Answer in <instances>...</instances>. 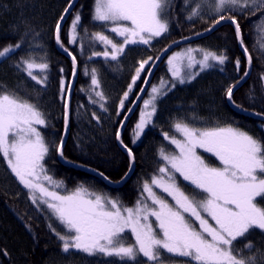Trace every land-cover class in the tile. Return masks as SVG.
<instances>
[{
    "label": "snow or ice",
    "instance_id": "1",
    "mask_svg": "<svg viewBox=\"0 0 264 264\" xmlns=\"http://www.w3.org/2000/svg\"><path fill=\"white\" fill-rule=\"evenodd\" d=\"M74 3L75 0H69L54 30L57 45L72 59L73 75L76 74L77 57L64 47L61 25ZM189 5L191 7L186 16L189 21L204 19L207 8L211 10V15L216 16L212 27L225 19H229L235 26L236 39L243 49L247 64L243 75L227 86L225 95L228 102L237 109L248 112L233 99L234 90L250 75L253 60L244 43L237 15L259 13L257 20L253 21L259 33L264 29V0H195L194 3L193 0H185V7ZM3 7L7 8V5ZM171 7L172 0H93L92 20L122 40L115 42L103 32L92 33V39L104 44L105 50L92 52L89 59L102 55L106 60L116 61L128 45H150L152 40L169 32ZM82 19V13L76 11L69 26V43H76ZM212 27L207 31H211ZM84 32L87 34V29ZM258 43L261 42L258 40ZM23 44L22 36L16 43L0 48V60L16 53ZM197 53L200 54L199 58ZM152 59L149 57L139 62L119 102L117 116L125 110V101L129 100L142 73L145 77L151 74ZM227 60L228 57L222 53L192 47L169 57L167 65L171 81L162 79L163 88L151 86L149 98L143 100L138 121L134 125L132 142L139 140L145 129L154 123L158 100L177 84H190L201 72L213 68L215 64L224 65ZM235 65L239 72L241 61L237 59ZM15 67L37 84L46 85L47 76L38 77L34 73L36 69L46 73L49 67L46 62L38 63L31 57H21ZM220 70L223 71L222 68ZM90 75L95 96L104 101V94L96 91L100 88L97 70L93 68ZM260 80L264 81V73ZM144 83L147 84L148 80L145 79ZM140 92L143 93L144 88ZM67 93L68 89L62 80V97H66ZM247 98L254 101L251 90ZM92 102L96 103L95 100ZM248 114L260 118V127L264 130V112L252 111ZM93 119L99 123L95 114ZM197 119L193 114V121ZM124 120H121L120 128L124 127ZM64 122L66 132L69 122L67 102ZM46 127L47 118L35 104L0 86V156L18 182L28 190L31 202L37 206H46L52 217L63 227L64 231L61 232L51 222L48 224L50 231L61 242L63 253L76 251L90 257L115 258L121 264H264V249L256 248L247 239L252 230H260L264 234V203L261 202L264 201V136L250 134L233 124L208 127L195 126L183 119L175 121L173 127L182 139L167 132L163 135L165 140L175 146L177 152L168 154L164 148L159 150L163 166L158 168V174H154L150 181L143 183L141 198L133 207H128L118 198L90 192L83 185L74 190H66L62 181L54 180L45 166V158L50 150L43 133ZM115 135L126 151L129 158L128 172H131L135 162L133 150L124 144L119 128ZM63 148L62 136L56 144V151L61 157L64 155ZM198 149L214 156L221 166H210ZM98 174L111 182L103 172ZM177 174L193 186L192 195L181 188ZM154 189L171 197L174 205ZM201 193L205 195L201 196ZM209 218L214 223H210ZM125 233L131 234L133 243H128ZM239 238H245L242 248L236 247L234 243ZM0 251L8 255L6 250ZM176 257L184 259L177 262L173 259Z\"/></svg>",
    "mask_w": 264,
    "mask_h": 264
},
{
    "label": "trees",
    "instance_id": "2",
    "mask_svg": "<svg viewBox=\"0 0 264 264\" xmlns=\"http://www.w3.org/2000/svg\"><path fill=\"white\" fill-rule=\"evenodd\" d=\"M68 3L69 0H0V48L14 44L24 37L21 49L0 60V86L7 92L15 93L35 104L45 114L47 127L43 129V133L50 145L45 166L57 181L63 182L66 190H71L79 183L91 185L99 192L117 197L125 206L132 205L140 198L138 194L141 184L158 174V168L162 165L159 150L164 148L166 152H173L163 133H171V123L166 121L172 120L176 114L195 126L233 124L250 134L264 136V130L260 127L261 119L248 114L252 111L264 112V81L260 80L261 74L264 73V47H261V44H264V29L258 33L253 24L259 13L249 16L237 15L244 43L253 60L250 75L234 91L233 99L248 112L231 109L225 95L227 86L243 75L247 64L232 24H223L206 37L178 46L172 52L189 47L211 46L217 54L226 55L228 60L224 65L215 64L192 83L177 86L170 95L160 100L154 124L146 129L137 143H133V128L137 112H140L141 108L136 109L121 132L124 144L132 148L135 155L134 167L125 183L114 187L112 184L120 183L129 168V158L118 144L115 134L142 87L146 78L143 73L130 93L129 100L125 101V110L120 116L116 113L139 62L152 57V66L170 45L207 31L212 27L216 16L211 15V10L206 8L204 19L189 21L186 16L191 5L185 7V0H172V7L169 9L170 29L162 38L145 47L135 45L116 61L96 57L89 59L92 52L101 51L91 34L103 32L105 28L91 18L93 0H78L61 27L64 47L77 57V74L69 99L68 131L62 157L65 164L60 163L56 144L64 134L66 102V97L61 94V81L63 80L64 87L68 89L72 63L57 50L54 30ZM3 5H7V8ZM76 11L82 13L83 19L81 27L77 30L76 43L72 44L69 43L68 31ZM84 29H87V34ZM258 40L261 43H258ZM21 57H31L38 63L46 62L49 65L46 73L39 69L34 70L39 77L47 76L46 85L37 84L15 67ZM237 59L241 61L239 72L235 65ZM166 62L167 59L155 70L149 87L160 77H167ZM93 68L97 70L100 81V88L96 91L104 94V101L95 96L92 89L90 73ZM249 90L254 94V101L247 98ZM147 94L146 92L144 97ZM93 100L96 103H93ZM101 104L104 105L103 108L100 107ZM93 114L99 118V123L93 119ZM193 114L199 119L193 121ZM99 172L108 176L111 182L104 180ZM184 189L189 194L193 193V188L188 185H184ZM50 222L57 231L62 232L58 221L47 210L37 207L27 199L5 160L0 156V250H6L8 253L5 256L3 251H0V264H121L115 258L90 257L74 251L63 253L61 242L48 227ZM247 239L251 240L256 248L264 249V234L260 230H252ZM234 243L236 247L242 248L245 238H239ZM245 254L247 255V252Z\"/></svg>",
    "mask_w": 264,
    "mask_h": 264
},
{
    "label": "rangeland",
    "instance_id": "3",
    "mask_svg": "<svg viewBox=\"0 0 264 264\" xmlns=\"http://www.w3.org/2000/svg\"><path fill=\"white\" fill-rule=\"evenodd\" d=\"M69 32V31H68ZM103 33L104 34H106V35H108L110 38H113L114 39V41L115 42H120L121 40H122V38L121 37H118V36H116L114 33H111V32H109V31H107V29L105 28V30L103 31ZM165 35V34H164ZM164 35H162L161 37H158V38H155L154 40H152V42L151 43H153L154 41H156V40H158V39H160V38H162ZM96 41V40H95ZM97 43H98V45H99V47L101 48V51L100 52H103L104 50H105V45L104 44H102V43H100L99 41H96ZM73 44V43H72ZM136 46H139V47H145V46H148V45H141V44H137ZM135 47V45H128L126 48H125V52H124V54L127 52V50L129 49V50H131V49H133ZM196 48H198V47H196ZM202 49H207V50H211V51H214L215 52V49L213 48V47H211V46H205V47H203ZM108 50L110 51L111 49H110V46H109V48H108ZM185 49H181V50H179V51H175V52H172L168 57H167V60H168V58L169 57H171L174 53H177V52H182V51H184ZM123 54V55H124ZM123 55H121V57H123ZM197 55V57L199 58V56H200V54L199 53H197L196 54ZM93 57H96V59H105L102 55L101 56H93ZM120 57V56H119ZM107 60H111V59H107ZM112 61V60H111ZM214 63V62H213ZM166 64H167V62H166ZM168 65H167V77H160L158 80H157V82L155 83V84H153V85H157V86H160V87H162L163 88V85H161V80L163 79L164 81H171V75H170V73H169V71H168ZM207 71V70H206ZM203 72H205V71H203ZM203 72H201V73H203ZM200 73V74H201ZM38 76V75H37ZM166 76V75H165ZM39 77V76H38ZM185 85H188V84H184V85H179V84H177V86H185ZM176 86V87H177ZM175 87V88H176ZM174 88V89H175ZM174 89H172L171 91H169L168 92V94L166 95V96H168V95H170L172 92H173V90ZM150 90H151V87H149V89L147 90V93H149L150 92ZM165 91H167V89L165 88L164 89ZM146 94V93H145ZM166 96H163V98H165ZM146 97V98H145ZM145 97H143L144 99H148L149 98V96H148V94L145 96ZM172 97H174V95H172ZM162 98V99H163ZM144 99H142L141 100V102H140V105H138L139 107L138 108H142L143 107V100ZM162 99H160V100H162ZM160 100H158V108H159V102H160ZM163 104V103H162ZM161 109H163V107H161ZM140 111H141V109H140ZM158 112V111H157ZM139 115H140V112H139V110H138V112H137V118H136V122H135V124L137 123V121H138V118H139ZM156 116H157V113H156ZM156 116L154 117V122H155V119H156ZM182 116L181 115H174L173 117H172V120H167L166 122H169V123H171V127H172V131H171V133H168L169 135H175L178 139H182V136L179 134V133H177L176 131H175V129H174V127H173V124H174V122L175 121H177V120H180V119H182L181 118ZM102 120H105L104 118H102ZM154 124V123H153ZM152 125V124H151ZM150 126V125H149ZM148 126V127H149ZM223 126V125H222ZM147 127V128H148ZM146 128V129H147ZM146 129H145V131H146ZM143 136V135H142ZM142 136H141V138H142ZM140 138V139H141ZM139 139V140H140ZM139 140H137L135 143H137ZM171 145V144H170ZM172 146V148H173V152H171V153H169V152H166V153H168V154H175L176 152H177V150L175 149V146L174 145H171ZM198 152L203 156V158L205 159V161H206V163H208L210 166H221L220 165V163H219V161L214 157V156H211V154H209V153H205V152H203V150L202 149H198ZM160 157V156H159ZM161 159V158H160ZM161 161H162V165L161 166H163V164H164V161L161 159ZM7 165V164H6ZM8 167V166H7ZM9 169V168H8ZM10 170V169H9ZM11 172V171H10ZM48 174L49 175H51L52 177H53V179L54 180H57V179H55L54 178V176L52 175V174H50L49 172H48ZM13 175V174H12ZM13 177L15 178V180L17 181V183L19 184V186H20V188L22 189V191H23V194L27 197V199L31 202V200L29 199V193H28V190L27 189H24L23 188V186L18 182V180H17V178L13 175ZM146 181H149V180H146ZM145 182V181H144ZM143 182V183H144ZM177 182L180 184V186H181V188L185 191V189H184V185H188V186H190V187H192L193 188V186H191L187 181H183V178L182 177H179V174H177ZM46 183V182H45ZM143 183L141 184V187H140V194H138V196L140 195V198H141V195H142V185H143ZM79 185H83L85 188H87L90 192H94V193H96V194H99V195H102V196H107V197H110V198H113V199H117V197H115V196H111L110 194H105V192L103 193V192H99L97 189H94L91 185H86V184H81V183H79V184H77V185H75L71 190H74L77 186H79ZM57 190V189H56ZM154 191H156L157 192V194L158 195H161L162 197H164V198H166L167 200H168V202L169 203H171V204H173L174 205V201H172V199H171V197H168L167 196V194H165V193H161L160 192V190L159 189H154ZM186 192V191H185ZM187 193V192H186ZM187 194H189V193H187ZM144 195H146V194H144ZM189 195H192V194H189ZM201 196H203V195H205V194H203V193H201L200 194ZM139 198V199H140ZM137 201V200H136ZM136 201H134L133 203H132V205H130V206H128V207H133L134 205H135V203H136ZM32 203V202H31ZM148 203H150V201H148ZM37 206V205H36ZM37 207H40V208H44L45 210H47L49 213H50V211L46 208V206H44V205H39V206H37ZM51 214V213H50ZM154 219V218H153ZM209 222L210 223H214V222H212L211 220H210V218H209ZM60 225V224H59ZM197 227H198V224L196 225ZM60 227H61V230H62V232L64 231V229H63V227L60 225ZM125 235L128 237V243H133L134 241H133V239H132V237H131V234L130 233H125ZM74 252H76V251H74ZM82 254H84V253H82ZM84 255H86V254H84ZM87 256V255H86ZM142 260H143V258H141ZM173 259H175L177 262H179V261H181L182 259H184V258H179V257H176V258H173Z\"/></svg>",
    "mask_w": 264,
    "mask_h": 264
},
{
    "label": "water",
    "instance_id": "4",
    "mask_svg": "<svg viewBox=\"0 0 264 264\" xmlns=\"http://www.w3.org/2000/svg\"><path fill=\"white\" fill-rule=\"evenodd\" d=\"M77 1H78V0H75V3L73 4V7L76 5ZM73 7H72L71 9H69V13L65 16L64 21L67 19L68 15L71 13ZM64 21L62 22V25H63ZM226 23L232 24V23L230 22V20L220 21L219 24H215V26L212 27V30H211V31H204V32H201V33H199V35H196V36H194V37H190V38L182 39V40H180V41H178V42H176V43L170 45L168 48H166L167 51L164 50V51L158 56L159 59H156L155 62L153 63V65H152V67H151V74L148 75V76L145 78V79L148 80V83L145 84L144 81H143V83H142V87H141V88H144V92L141 93V92L139 91V93L137 94V96H136L134 102L132 103V105H131V107H130L131 111H130V112L128 111V112L126 113V115L124 116V117H127V119L124 120V118H123V120H124V127H125L126 123L128 122L129 118L134 114V112L136 111V109L139 107L138 105H140L141 100L143 99L145 93H146L147 90H148V87H149V84H150L151 78H152V76H153V73H154L155 70L158 68V66H159V65H160V64H161V63H162V62L168 57V55H169V54H170L175 48H177L178 46L183 45V44H185V43L193 42V41H195V40H197V39H200V38H203V37H206V36H208L209 34H211L213 31H215L217 28H219L221 25L226 24ZM62 25H61V27H62ZM233 26H234V25H233ZM234 27H235V26H234ZM55 44H56V48H57V50H58L60 53L64 54L66 57H68V58L70 59L71 63H72V59H71V57H70V56L68 55V53L65 52V51H64L59 45H57L56 40H55ZM238 44H239V42H238ZM239 47L241 48L240 44H239ZM241 50L243 51L242 48H241ZM243 53H244V52H243ZM244 55H245V54H244ZM76 74H77V66H76ZM76 74L73 75V64H72V76H71V80H70L69 87H68V93H67V96H66V102H67V104H68V108H69V99H70V95H71V92H72V88H73V85H74V82H75ZM145 79H144V80H145ZM246 79H247V77H245L244 80L241 81L240 85H238L237 88H239V87H240V86L246 81ZM235 90H236V89H235ZM235 90H234V91H235ZM138 96L140 97L139 99H137ZM227 102H228V100H227ZM228 103H229V102H228ZM229 106L231 107V109H233V110H235V111H238V109H237L235 106H233L231 103H229ZM124 127H123V128H124ZM123 128H120V127H119V129H120V133L122 132ZM67 131H68V127H67ZM67 131L65 132V122H64V134H63V140H64V141H65L66 136H67ZM117 142H118V141H117ZM118 144H119V142H118ZM58 159H59L60 163L65 164L63 158H62L59 154H58ZM133 167H134V164L132 165V169H133ZM131 172H132V171H131ZM131 172L128 173V176H127L126 179H123V180H122L120 183H118V184H112V185H113L114 187H118V186H121L122 184H124L125 181L128 179V177L130 176Z\"/></svg>",
    "mask_w": 264,
    "mask_h": 264
}]
</instances>
